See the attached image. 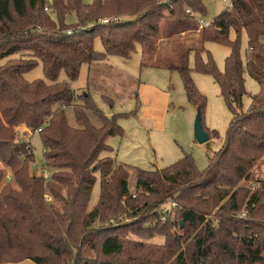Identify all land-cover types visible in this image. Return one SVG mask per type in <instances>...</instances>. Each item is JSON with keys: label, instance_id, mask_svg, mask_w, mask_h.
Instances as JSON below:
<instances>
[{"label": "trees", "instance_id": "1", "mask_svg": "<svg viewBox=\"0 0 264 264\" xmlns=\"http://www.w3.org/2000/svg\"><path fill=\"white\" fill-rule=\"evenodd\" d=\"M186 7L206 15L203 0H178L169 13L157 0H0V264H264V182L252 177L264 160V0H235L233 10L201 30L198 48L174 47L182 64L166 63L200 118L206 101L193 72L212 77L232 115L203 172L187 154L164 169L135 168L131 193L130 168L101 155L112 152L107 138L123 136L118 119L136 116L138 107L106 116L89 92L76 94L70 86L83 65L128 59L137 47L153 60L151 42L159 40L163 20L172 25L168 41L196 30ZM70 15L81 29L67 35ZM110 17L121 20L100 23ZM96 39L102 53L94 49ZM208 42L229 49L221 72L204 48ZM39 65L44 80L28 82L24 75ZM61 73L67 81H59ZM245 76L263 90L243 112ZM66 108L76 127L68 125ZM21 127L40 130L48 180L31 174L34 158L29 141L19 138ZM96 174L98 202L88 210ZM167 204L171 211L159 210ZM154 237L162 243L146 240Z\"/></svg>", "mask_w": 264, "mask_h": 264}, {"label": "rangeland", "instance_id": "2", "mask_svg": "<svg viewBox=\"0 0 264 264\" xmlns=\"http://www.w3.org/2000/svg\"><path fill=\"white\" fill-rule=\"evenodd\" d=\"M91 1L84 0L87 4ZM203 4L206 8V15L202 17L207 21L217 17L226 8V4L221 0H203ZM65 24L74 25L67 30L80 28L73 15L65 18ZM171 27L170 20H163L159 25L158 38H165ZM200 33L201 31L197 30L187 31L173 37L170 41L165 40L164 43H159V63L157 64H154L155 59L152 60L149 56L142 57L141 48L137 47V50L128 59L109 56L104 61L83 65L78 79L70 82V86L76 94L89 92L98 109L106 116L135 113V109L138 107L136 116L118 119L117 124L122 128L123 136L107 138L106 144L111 147L112 152L101 155V158L109 157L130 168L128 184L131 193H134L133 170L135 168L145 171L164 169L187 154L191 156L197 171L203 172L208 167V158L216 153L222 145L232 115L220 96L219 88L212 77L196 72L191 74L196 89L206 101L201 124L209 134V141L205 144H198L194 137V123L198 115L197 107L188 102L179 74L166 68L168 60L174 65L182 64L180 58L175 61L174 47L195 49L200 46ZM229 39H234L232 31ZM156 42L151 43L155 46ZM204 48L211 53L217 69L220 72L223 71L224 60L229 54V49L210 42L205 43ZM94 49L99 53L103 52V46L99 39L94 41ZM245 49L246 36L242 34V54ZM187 64L193 68V52L188 55ZM24 78L28 82L37 79L44 80L41 65L25 74ZM59 81H67L64 73L60 74ZM245 90L247 95L243 97V112H246L251 105L250 96L261 93L263 89L250 77L245 76ZM65 112L68 125L76 127L72 109L66 108ZM88 117L95 126H99V121L92 113H88ZM212 132H216L218 138H215ZM18 133L21 140L29 141L31 145L34 158L30 167L31 174L41 175L44 168L50 175L51 171L44 167L39 135L31 134L22 127L19 128ZM260 167L261 165L257 170ZM99 188L100 178L96 174L88 210H92L96 206ZM172 207L173 205L167 204L159 210L162 212L171 211ZM120 218L121 221H133L132 218L126 216ZM129 237L140 238L134 234H129ZM146 240L155 244L162 243V238L159 237L146 238ZM24 264L33 263L26 261Z\"/></svg>", "mask_w": 264, "mask_h": 264}, {"label": "built area", "instance_id": "3", "mask_svg": "<svg viewBox=\"0 0 264 264\" xmlns=\"http://www.w3.org/2000/svg\"><path fill=\"white\" fill-rule=\"evenodd\" d=\"M178 1V0H157V3L159 5H163L166 7L167 12H171L173 10V4ZM221 2H223L224 4H226V11H231L234 8V2L235 0H221ZM45 11L48 12L47 9H45ZM184 13L185 15L194 21L195 26H196V30L197 31H201L202 29L208 28L209 26H211L213 24V19L211 20H205L200 14L199 12L195 11L194 9H192L191 7H186L184 9ZM121 18L119 17H110V18H103L100 20V23L103 25L109 24V23H113V22H118L120 21ZM81 27L79 29L76 30H67L66 34L67 35H72L74 33H76L78 30H80ZM40 130L35 131L36 134H38ZM42 176L44 180H48L49 179V172L46 169H43L42 171ZM10 180V179H8Z\"/></svg>", "mask_w": 264, "mask_h": 264}, {"label": "crops", "instance_id": "4", "mask_svg": "<svg viewBox=\"0 0 264 264\" xmlns=\"http://www.w3.org/2000/svg\"><path fill=\"white\" fill-rule=\"evenodd\" d=\"M164 41H165V39H159L156 43H155V48H156V50H155V53H153L152 55H153V59H155L156 57H158V53H159V47H160V44L161 43H164ZM160 43V44H159ZM141 54H142V57H145V55H146V50H141ZM252 177H253V179L254 180H256V181H262V182H264V160H263V162H262V164H261V167L257 170H254L253 172H252ZM26 261H23V262H20V263H18V264H24Z\"/></svg>", "mask_w": 264, "mask_h": 264}, {"label": "water", "instance_id": "5", "mask_svg": "<svg viewBox=\"0 0 264 264\" xmlns=\"http://www.w3.org/2000/svg\"><path fill=\"white\" fill-rule=\"evenodd\" d=\"M194 137L198 144H205L209 141V137L202 127L199 114L197 115L194 123Z\"/></svg>", "mask_w": 264, "mask_h": 264}]
</instances>
